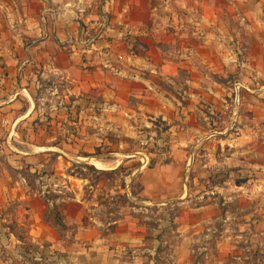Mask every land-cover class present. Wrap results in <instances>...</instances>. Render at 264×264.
Instances as JSON below:
<instances>
[{"label":"crops","instance_id":"1","mask_svg":"<svg viewBox=\"0 0 264 264\" xmlns=\"http://www.w3.org/2000/svg\"><path fill=\"white\" fill-rule=\"evenodd\" d=\"M0 50V64L7 72L0 75V81L5 82L0 88V113H7L1 116L2 123L13 130L3 136L7 142L19 140L23 119L30 120L25 122L29 126L26 138L30 139L33 114L38 111L31 95L38 78L59 82L65 97L84 99L91 111L100 108L109 114L115 110L130 119L139 112L146 122L177 124V130L187 127L193 131V112L198 109L194 99L212 107L211 100L226 95L219 91L220 82L230 76L236 81L264 76L259 69V64L264 66V0H0ZM28 81L30 105L10 104L17 96L22 99L28 94L24 92ZM241 87L235 83L234 92H230L232 114L242 98L243 92H237ZM8 93L12 98L3 99ZM65 107L60 112L65 109L68 113ZM97 117L101 121L105 116ZM186 143L180 137L174 139L166 152L169 161L142 173L141 178H151L142 183L143 194H154L145 200L156 201L179 190V164L185 159L180 147ZM34 154L27 150L10 157L28 161ZM18 176L17 171L15 178L0 174V264H32L30 258L39 255L53 263L52 256H69L73 264H96V259L97 264H103L107 258L112 264H147V255H152L149 249L143 247L138 255L139 249H117L144 246L142 232L128 230L116 238L122 246L111 251L104 250L97 239L85 248L87 242L83 244L80 232L76 233L83 211L80 201H60L66 202L61 207L63 223L75 229L61 237L41 217L30 220L24 215L30 211V187ZM250 204L249 213L235 219L234 234L228 236L226 215L204 217L203 226L208 224L205 231L209 232L203 236L201 249L205 264H243L239 260L245 256L243 249L233 248L234 243L243 241H250L251 256L263 258L264 264V202L251 200ZM5 205L24 216L8 217L2 213ZM212 208V203L203 206L204 212ZM216 222L222 228L211 240L210 224ZM18 223L26 225V238L14 233L13 226ZM23 241L35 243L36 250L30 251L29 246L20 249ZM43 244L47 248L41 250ZM169 252L177 256L176 248ZM127 254L133 261L125 259ZM226 257L234 261L226 263ZM173 259L171 264L176 262Z\"/></svg>","mask_w":264,"mask_h":264},{"label":"rangeland","instance_id":"2","mask_svg":"<svg viewBox=\"0 0 264 264\" xmlns=\"http://www.w3.org/2000/svg\"><path fill=\"white\" fill-rule=\"evenodd\" d=\"M259 67L264 71V66L259 64ZM6 74V66L0 64L1 77ZM233 76L220 82L219 91L226 95H218L214 101L211 100L212 107L208 108L206 103L202 105V100L194 99L198 109L193 112V131L187 127L177 130V124L164 126L146 122L139 112L135 114L137 117L130 119L125 114L120 116L115 110L109 114L100 108L99 111H91L84 99L65 97L59 82L52 78H38L31 95V103L38 111L33 114L32 122L36 126L33 123L32 128L30 126V139L26 138L29 126L25 124L30 120L23 119L19 140L7 142L3 136L13 130L2 123L1 116L7 113H0V174L15 178L17 171L18 179L30 187V211L24 215L30 220L41 217L53 227L57 236L75 230L63 223L61 211L63 203L71 204L73 200L70 199H74L83 207L76 233L80 232L81 236H78L83 244L87 242L85 248L90 240L97 239L104 250L111 251L123 244L116 238L130 230L143 233L144 246L121 245L117 249H139L135 253L138 255L143 247L147 248L152 252V255H147V264H171L173 258L176 260L174 264H205L201 249L203 236L209 232L205 231L208 224L203 226L204 217L210 213L218 219L226 215L225 233L228 236L234 234L235 219L251 210V200L264 202V94H261L264 92V76L252 81H236ZM235 83L243 85L237 90L243 93L237 112L232 114L233 94L230 92H234ZM4 85L5 82L0 81V88ZM26 88L24 92L28 94L22 99L17 96V100L9 103L24 107L30 105V81ZM197 89L195 87V92ZM10 95L8 93L3 99L12 98ZM63 107L68 113L65 109L60 112ZM102 114L105 117L99 121L97 115ZM74 122L79 123L76 125ZM42 126L41 130L37 129ZM178 137L187 140L180 147L185 159L179 164V190L148 202L146 197L154 194H143L142 183L147 179L151 181V178H141L142 173L166 164L170 158L166 152ZM27 150L35 152L28 161L10 157L11 153ZM95 159L101 168L93 165ZM208 203H212L214 208L205 209V213L203 206ZM72 208L70 211L73 212ZM2 213L8 217L24 216L9 205L2 208ZM212 225L211 240L222 228L217 222ZM13 228L20 238H26L24 223ZM229 243L233 244L231 239ZM27 244L23 241L20 249L29 246L30 251L36 250L35 243L30 241V245ZM233 245L234 251L243 249L245 256L239 259L243 264H263V258L251 256L250 241ZM46 248L47 245L43 244L41 250ZM171 248H176V257L170 256ZM127 256L125 259L133 261V256ZM52 258L54 263L47 262L49 259L41 255L33 256L30 263H74L69 256ZM91 261L90 258L88 262ZM224 261L230 263L234 259L226 257ZM103 264L112 262L107 258Z\"/></svg>","mask_w":264,"mask_h":264},{"label":"bare ground","instance_id":"3","mask_svg":"<svg viewBox=\"0 0 264 264\" xmlns=\"http://www.w3.org/2000/svg\"><path fill=\"white\" fill-rule=\"evenodd\" d=\"M104 161V160H103ZM116 162V161H115ZM91 163V162H90ZM93 165L97 168H101V164L98 163V161L95 159V161L93 162ZM109 165V164H108ZM116 165V164H115Z\"/></svg>","mask_w":264,"mask_h":264},{"label":"built area","instance_id":"4","mask_svg":"<svg viewBox=\"0 0 264 264\" xmlns=\"http://www.w3.org/2000/svg\"><path fill=\"white\" fill-rule=\"evenodd\" d=\"M118 74H120V75H122V76H124L125 74H123L122 72H117Z\"/></svg>","mask_w":264,"mask_h":264}]
</instances>
